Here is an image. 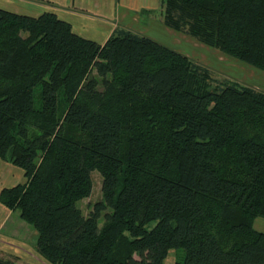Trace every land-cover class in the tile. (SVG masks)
I'll return each instance as SVG.
<instances>
[{
  "label": "trees",
  "instance_id": "trees-1",
  "mask_svg": "<svg viewBox=\"0 0 264 264\" xmlns=\"http://www.w3.org/2000/svg\"><path fill=\"white\" fill-rule=\"evenodd\" d=\"M160 7L264 71V0ZM0 158L24 175L0 201L53 264H165L170 249L173 264H264V91L147 35L116 27L100 44L53 12L0 7ZM95 169L102 199L84 215Z\"/></svg>",
  "mask_w": 264,
  "mask_h": 264
},
{
  "label": "crops",
  "instance_id": "crops-1",
  "mask_svg": "<svg viewBox=\"0 0 264 264\" xmlns=\"http://www.w3.org/2000/svg\"><path fill=\"white\" fill-rule=\"evenodd\" d=\"M160 1L0 0V7L31 16L53 12L79 36L102 44L116 27L145 35L151 33V24L165 25ZM23 180L20 167L0 158V191ZM36 239V230L0 201V257L12 264H53L37 251Z\"/></svg>",
  "mask_w": 264,
  "mask_h": 264
},
{
  "label": "rangeland",
  "instance_id": "rangeland-1",
  "mask_svg": "<svg viewBox=\"0 0 264 264\" xmlns=\"http://www.w3.org/2000/svg\"><path fill=\"white\" fill-rule=\"evenodd\" d=\"M156 22L158 21L156 20ZM150 28L151 33L145 35L210 67L220 76H227L237 80L239 83L247 84L264 91L263 70L229 56L217 48L208 46L182 31L165 27L163 24H151ZM91 180V193L77 203L84 215L90 211L93 203L102 199V177L98 170L95 169L91 172ZM102 223L103 218L100 217L99 226ZM253 227L257 231L264 232V217L257 216L253 221ZM181 255L182 250L170 249L164 259V263L173 264Z\"/></svg>",
  "mask_w": 264,
  "mask_h": 264
}]
</instances>
